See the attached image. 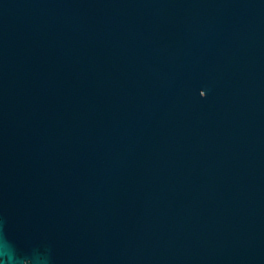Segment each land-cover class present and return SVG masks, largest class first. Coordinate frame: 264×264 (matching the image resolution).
<instances>
[{
  "label": "water",
  "instance_id": "1",
  "mask_svg": "<svg viewBox=\"0 0 264 264\" xmlns=\"http://www.w3.org/2000/svg\"><path fill=\"white\" fill-rule=\"evenodd\" d=\"M17 263L264 264V0H0Z\"/></svg>",
  "mask_w": 264,
  "mask_h": 264
},
{
  "label": "flooded vegetation",
  "instance_id": "2",
  "mask_svg": "<svg viewBox=\"0 0 264 264\" xmlns=\"http://www.w3.org/2000/svg\"><path fill=\"white\" fill-rule=\"evenodd\" d=\"M27 263V262H26ZM17 264H19V263H17Z\"/></svg>",
  "mask_w": 264,
  "mask_h": 264
}]
</instances>
